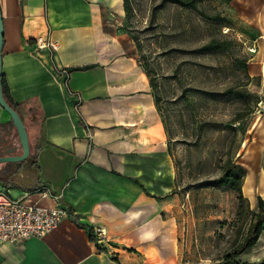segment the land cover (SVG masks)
Masks as SVG:
<instances>
[{"label":"crops","instance_id":"crops-1","mask_svg":"<svg viewBox=\"0 0 264 264\" xmlns=\"http://www.w3.org/2000/svg\"><path fill=\"white\" fill-rule=\"evenodd\" d=\"M257 2L256 26L264 29V0ZM0 7L3 74L26 121L33 165L28 183L0 185L17 198L46 187L56 199L40 203L67 214L42 239L0 245V264H172L177 227L172 220L163 227L162 214L176 170L150 78L123 26L125 0H0ZM38 37L59 50L37 54ZM261 38L256 63L264 75ZM59 68L71 73L68 88ZM7 121L0 105V123ZM98 228L102 243L91 237ZM262 240L264 232L244 254Z\"/></svg>","mask_w":264,"mask_h":264},{"label":"rangeland","instance_id":"rangeland-1","mask_svg":"<svg viewBox=\"0 0 264 264\" xmlns=\"http://www.w3.org/2000/svg\"><path fill=\"white\" fill-rule=\"evenodd\" d=\"M257 5V0H202L194 9L172 0H125L123 26L152 83L176 170L177 185L162 214L163 227L171 220L177 227L172 264H222L243 241L264 194L258 43L257 53L249 52L260 36L264 41V29L256 26ZM212 41L221 47H209ZM32 166L30 156L0 164V178L28 183L25 173ZM230 173L245 200L228 184ZM243 254L236 259L264 260V240Z\"/></svg>","mask_w":264,"mask_h":264},{"label":"built area","instance_id":"built-area-1","mask_svg":"<svg viewBox=\"0 0 264 264\" xmlns=\"http://www.w3.org/2000/svg\"><path fill=\"white\" fill-rule=\"evenodd\" d=\"M34 49L37 54L45 51L55 53L59 50V45L50 37H38ZM257 51L258 48L254 42L249 52L256 54ZM70 74L68 69H56L57 78L67 88ZM260 105L264 110V101H261ZM44 199L56 198L46 187L17 198L11 196L9 191L0 185V245L20 244L32 238L42 239L59 227L67 215L65 209L58 205L44 206L40 203ZM93 233L99 243L104 241L105 229L98 228Z\"/></svg>","mask_w":264,"mask_h":264},{"label":"trees","instance_id":"trees-1","mask_svg":"<svg viewBox=\"0 0 264 264\" xmlns=\"http://www.w3.org/2000/svg\"><path fill=\"white\" fill-rule=\"evenodd\" d=\"M172 1L181 6L196 9L198 2L202 0H172ZM208 46L211 48H219L221 47V44L217 43L216 41H212ZM2 80H3L4 94H5V97L8 103L18 111L19 105L15 104V102L13 101L11 97L4 74H2ZM151 86H152V83H151ZM2 180L3 179L0 178V182ZM238 180L239 179L235 177L232 173L227 175L228 184H231L232 187L235 188L241 200H245L243 193H242L241 184L238 182ZM263 232H264V198L261 196H258L257 210L251 214L250 224H249L246 236L244 237L240 245H238L231 253H228L223 258L222 264H264V260L258 261V262H247V261L236 259L237 257L241 256L243 253H245L248 249L255 246V244H257V242L259 241ZM91 237L97 241L94 233H91ZM114 259L117 260L116 257Z\"/></svg>","mask_w":264,"mask_h":264},{"label":"water","instance_id":"water-1","mask_svg":"<svg viewBox=\"0 0 264 264\" xmlns=\"http://www.w3.org/2000/svg\"><path fill=\"white\" fill-rule=\"evenodd\" d=\"M3 45H4V25L3 16L0 7V105L10 115L11 122L14 126L15 135L18 136L23 153L20 155L3 156L0 149V164L16 163L26 160L31 155V142L28 129L20 116L19 112L13 108L7 101L3 90ZM12 132V131H11Z\"/></svg>","mask_w":264,"mask_h":264},{"label":"flooded vegetation","instance_id":"flooded-vegetation-1","mask_svg":"<svg viewBox=\"0 0 264 264\" xmlns=\"http://www.w3.org/2000/svg\"><path fill=\"white\" fill-rule=\"evenodd\" d=\"M0 149L3 156H7L9 154L20 155L23 153L21 143L18 136L15 135L13 125L11 126L7 123H0Z\"/></svg>","mask_w":264,"mask_h":264}]
</instances>
